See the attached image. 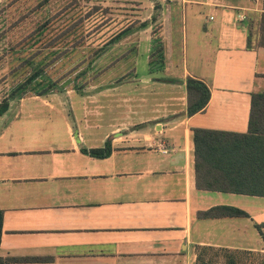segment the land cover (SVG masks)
<instances>
[{
	"label": "crops",
	"instance_id": "obj_1",
	"mask_svg": "<svg viewBox=\"0 0 264 264\" xmlns=\"http://www.w3.org/2000/svg\"><path fill=\"white\" fill-rule=\"evenodd\" d=\"M114 4L132 26L105 47L95 109L68 110L58 92L0 114V264H264V193L199 188L191 131L247 132L264 92V0ZM187 77L210 91L190 116ZM107 139V157L82 151ZM219 206L246 214L202 215Z\"/></svg>",
	"mask_w": 264,
	"mask_h": 264
},
{
	"label": "rangeland",
	"instance_id": "obj_2",
	"mask_svg": "<svg viewBox=\"0 0 264 264\" xmlns=\"http://www.w3.org/2000/svg\"><path fill=\"white\" fill-rule=\"evenodd\" d=\"M41 1L0 0V102L32 74L33 68L38 67V63H43L45 69L37 79L44 78L45 81L54 83L46 94L58 92L71 94L74 104L71 107L67 102L68 110L80 113L81 102H88L83 106L95 109L97 92L101 87L99 77L104 75L103 67L115 55L113 48H110L104 56V50L109 45L103 46L105 37L102 23L105 17L117 21L119 17L116 14L119 8L114 6V0H109L108 5L104 4V0H48L43 7H40ZM104 6L109 7L107 11ZM46 17L51 18L50 25L53 27L34 47H23L21 41L34 29L37 22H42ZM67 27L70 31H67L69 33L66 38L53 45L48 44L59 35L60 30L64 31ZM99 48L100 54L94 57V51ZM52 52L60 53L55 55ZM29 55H36L34 65L17 70L22 59ZM43 56L48 58L41 61ZM109 65L106 67L108 74L105 75H114L115 71L108 69ZM123 68L124 71L131 69L126 67V64H121L117 70ZM136 69L133 68L132 72ZM129 74H125V78L122 79L130 78ZM30 91L28 89L22 93V96L35 94L34 91ZM87 132L90 135L92 133L98 135L96 128L88 129Z\"/></svg>",
	"mask_w": 264,
	"mask_h": 264
},
{
	"label": "trees",
	"instance_id": "obj_3",
	"mask_svg": "<svg viewBox=\"0 0 264 264\" xmlns=\"http://www.w3.org/2000/svg\"><path fill=\"white\" fill-rule=\"evenodd\" d=\"M47 2L48 0H42L39 6L43 7ZM104 8L107 11L109 7L104 6ZM51 23L49 17H46L42 22H37L34 29L21 41L23 47L32 48L40 42L43 35L53 27L50 25ZM119 23V20L115 21L112 18L105 17L103 19L102 28L105 37L103 46L115 43L125 36L132 26L127 25L125 28L122 26L124 28L122 29L119 28L121 26ZM260 28L264 30V14L261 16ZM67 31H70L69 27L64 31L63 29L60 30L59 35L54 37L48 44L53 45L66 38L69 33ZM99 52L100 48L96 49L94 57H98ZM52 53L56 55L60 52ZM41 58V61H45L48 56ZM35 60L36 55L25 56L17 70L32 67ZM40 64L38 63V67L33 68L32 74L24 82H20L15 87L13 93L18 92V94L10 93L0 102V114L7 109L9 99L21 97L22 93H25L28 89L34 91L35 94H46L47 90L53 86L54 83L45 81L44 78L37 79L45 69V64ZM30 84L32 85L29 86ZM185 87L186 114L190 116L204 109L209 100L210 91L203 81L194 77L185 79ZM191 131L194 144V167L197 172L196 184L199 188L250 195L264 193V92H253L251 94L247 132L237 133L201 128H194ZM82 151L88 152L95 158L107 157L111 152V141L107 139L102 147L88 150L82 148ZM245 214L242 210L230 206L213 207L202 212L204 217L210 218L244 216ZM1 221L2 212L0 211V235Z\"/></svg>",
	"mask_w": 264,
	"mask_h": 264
},
{
	"label": "built area",
	"instance_id": "obj_4",
	"mask_svg": "<svg viewBox=\"0 0 264 264\" xmlns=\"http://www.w3.org/2000/svg\"><path fill=\"white\" fill-rule=\"evenodd\" d=\"M238 18H239L240 20H243V19L245 18V15H244V14H240V15L238 16Z\"/></svg>",
	"mask_w": 264,
	"mask_h": 264
}]
</instances>
